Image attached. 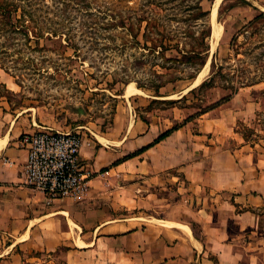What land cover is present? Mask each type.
<instances>
[{
  "label": "crops",
  "instance_id": "obj_1",
  "mask_svg": "<svg viewBox=\"0 0 264 264\" xmlns=\"http://www.w3.org/2000/svg\"><path fill=\"white\" fill-rule=\"evenodd\" d=\"M129 98L104 131L63 129L92 177L51 206L24 185L19 146L41 126L0 98V264H264V152L237 130L260 103L236 94L155 143L178 121L143 120Z\"/></svg>",
  "mask_w": 264,
  "mask_h": 264
},
{
  "label": "rangeland",
  "instance_id": "obj_2",
  "mask_svg": "<svg viewBox=\"0 0 264 264\" xmlns=\"http://www.w3.org/2000/svg\"><path fill=\"white\" fill-rule=\"evenodd\" d=\"M0 5L15 11L0 15V98L35 119L37 130L64 131L86 117L104 131L130 95L137 116L178 121L173 129L240 94L260 106L237 130L264 152V0ZM22 15L26 28L17 24ZM129 85L135 94H127Z\"/></svg>",
  "mask_w": 264,
  "mask_h": 264
},
{
  "label": "built area",
  "instance_id": "obj_3",
  "mask_svg": "<svg viewBox=\"0 0 264 264\" xmlns=\"http://www.w3.org/2000/svg\"><path fill=\"white\" fill-rule=\"evenodd\" d=\"M81 143L82 134L75 130L42 128L21 135L19 146L27 151L24 185L40 194L45 205L86 194L92 175L82 168Z\"/></svg>",
  "mask_w": 264,
  "mask_h": 264
},
{
  "label": "trees",
  "instance_id": "obj_4",
  "mask_svg": "<svg viewBox=\"0 0 264 264\" xmlns=\"http://www.w3.org/2000/svg\"><path fill=\"white\" fill-rule=\"evenodd\" d=\"M13 12H15V11H12V10H6V9L2 8V6L0 5V15H5V14H7L8 16H10ZM23 14H24V13H23ZM24 15H25V14H24ZM24 15H22L21 19H19V21L17 22V24H21V27H22V28H26V27H25V23L27 22V21L25 20V16H24ZM28 16H29V22H32V23H33V21H32L33 19L31 18V17H32V16H31V13H30V14L28 13ZM230 99H231V98L224 99V100L222 101V104L228 102ZM178 128H180V126L174 127L173 129L168 130V131H166L165 133L161 134V135L158 137V139L155 141V143H158V142L164 140L167 136H169L173 131L177 130ZM241 134H242V133H241ZM242 135H243L244 140H245V141H248L246 135H244V134H242ZM150 146H151V145H150ZM144 150H145V149H144ZM140 152H143V149H142V151H140ZM132 156H133V155H132ZM132 156H129V157H132Z\"/></svg>",
  "mask_w": 264,
  "mask_h": 264
},
{
  "label": "bare ground",
  "instance_id": "obj_5",
  "mask_svg": "<svg viewBox=\"0 0 264 264\" xmlns=\"http://www.w3.org/2000/svg\"><path fill=\"white\" fill-rule=\"evenodd\" d=\"M217 5V4H216ZM215 15H216V10H213L212 11V24H213V27H214V33H212V35L213 36H215V37H218V35H219V30H218V28L216 27V25H215ZM216 39V38H215ZM205 70V69H204ZM206 71V70H205ZM201 79V78H200ZM199 82V79L197 80V83ZM127 94L129 95V94H135V89H134V86H132V85H129L128 87H127Z\"/></svg>",
  "mask_w": 264,
  "mask_h": 264
}]
</instances>
